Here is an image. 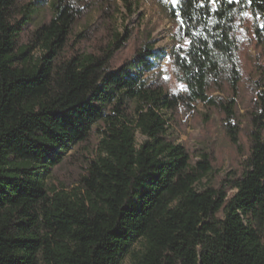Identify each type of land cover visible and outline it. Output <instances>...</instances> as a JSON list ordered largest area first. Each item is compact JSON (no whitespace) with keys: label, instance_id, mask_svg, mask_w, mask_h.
Listing matches in <instances>:
<instances>
[{"label":"trees","instance_id":"16d2710c","mask_svg":"<svg viewBox=\"0 0 264 264\" xmlns=\"http://www.w3.org/2000/svg\"><path fill=\"white\" fill-rule=\"evenodd\" d=\"M101 1L96 28H106L111 0H52L37 27L48 0H0V264H120L137 241L130 264H264V65L250 82L242 172L222 187L195 188L210 156L171 140L164 118L214 109L238 147L241 34L249 20L264 55V0H155L175 28L177 92L150 77L165 51L148 37L120 63L127 31L84 47L94 31L74 28ZM94 136L77 186L48 187Z\"/></svg>","mask_w":264,"mask_h":264},{"label":"rangeland","instance_id":"374dc122","mask_svg":"<svg viewBox=\"0 0 264 264\" xmlns=\"http://www.w3.org/2000/svg\"><path fill=\"white\" fill-rule=\"evenodd\" d=\"M73 1H76L79 5L90 2V0ZM111 1L116 6L117 11L111 24L106 28L105 26L96 28L98 26L99 9L104 5L102 1L88 9V12L77 22L74 28L75 34L82 33L86 29L90 32L94 31L91 40L85 43L84 47L90 49L95 45L94 43L109 39L110 33L117 32L119 35H123L127 31L131 34V37L115 57L116 62L120 63L129 58L135 48L148 37L152 41L154 49L165 51L160 65L150 77L164 80L166 88L170 92L181 91L182 87L174 79L170 61V52L176 43L175 28L165 18L155 0ZM51 2L52 0H48V3L39 9L33 21V27H37L49 19ZM249 26L250 21L248 20L242 30V46L239 54L242 81L239 85L236 113L242 117L239 123L241 132L238 147L230 143L223 127L222 115L214 109H206L202 105H197L189 114L178 111L175 114L167 113L164 116L167 123V134L171 140L183 146L191 155H195L199 151H205L210 156L211 171L195 185L197 190L208 186L222 187L230 175L240 174L244 166L249 149L247 138L249 124L244 116L253 96L250 82L256 78L259 66L264 65V55L261 49L255 46ZM213 95H218L224 99L229 97L226 90ZM100 127V124L95 126V128ZM135 137L136 145L141 144L144 140V137L138 132ZM97 142L98 137L94 136L88 144L72 150L66 161L46 178L48 187L58 190L64 189L67 192L75 188L77 186L76 181L83 171L79 165H83V161L93 160ZM141 246L140 241L133 243L120 264H130L133 255L140 252Z\"/></svg>","mask_w":264,"mask_h":264}]
</instances>
